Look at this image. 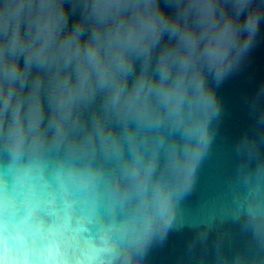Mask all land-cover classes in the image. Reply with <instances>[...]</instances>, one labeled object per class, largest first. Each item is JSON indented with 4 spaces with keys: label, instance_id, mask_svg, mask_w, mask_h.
<instances>
[{
    "label": "clouds",
    "instance_id": "clouds-1",
    "mask_svg": "<svg viewBox=\"0 0 264 264\" xmlns=\"http://www.w3.org/2000/svg\"><path fill=\"white\" fill-rule=\"evenodd\" d=\"M262 23L264 0H0V264H147ZM234 154L226 206L255 244L234 264H264V155Z\"/></svg>",
    "mask_w": 264,
    "mask_h": 264
},
{
    "label": "water",
    "instance_id": "water-1",
    "mask_svg": "<svg viewBox=\"0 0 264 264\" xmlns=\"http://www.w3.org/2000/svg\"><path fill=\"white\" fill-rule=\"evenodd\" d=\"M264 23L250 52L218 87L222 114L211 153L197 189L184 201L183 222L149 249L147 264H234L238 253L255 250L251 234L228 214L226 181L236 158L234 148L247 135L264 155ZM259 98V99H258ZM255 102V103H254ZM212 218L211 226L200 223Z\"/></svg>",
    "mask_w": 264,
    "mask_h": 264
}]
</instances>
